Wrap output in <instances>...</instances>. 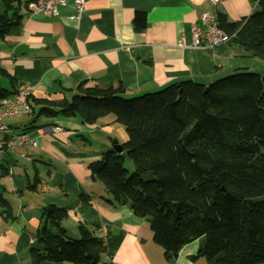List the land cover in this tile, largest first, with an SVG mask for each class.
<instances>
[{
	"label": "crops",
	"instance_id": "0c3cea01",
	"mask_svg": "<svg viewBox=\"0 0 264 264\" xmlns=\"http://www.w3.org/2000/svg\"><path fill=\"white\" fill-rule=\"evenodd\" d=\"M31 1L0 0V17L18 21L0 33V88L11 93L18 84L31 85L36 110L38 102H71L98 85L120 84L125 97L136 98L187 80L209 86L237 70L264 68V60L235 42L209 49H195L191 42L190 27L201 15L238 22L256 12V0H86L80 19L72 18L74 0L59 5L57 16L43 18L29 14L25 4ZM12 2L19 11L8 7ZM140 13L146 27L139 31L134 19ZM7 124L36 139L37 147L26 144L0 157V174L7 172L0 178V194L12 215L6 219L8 209L0 208V264H39L31 250L43 249L36 236L51 207L68 214L59 224H47L52 235H64V229L79 238L84 224L105 240L108 252L100 264H210L196 258L199 239L167 261L147 219L107 202L106 187L93 179L89 164L101 161L115 141L122 147L128 141L114 115L84 124L78 116L31 114Z\"/></svg>",
	"mask_w": 264,
	"mask_h": 264
},
{
	"label": "trees",
	"instance_id": "16d2710c",
	"mask_svg": "<svg viewBox=\"0 0 264 264\" xmlns=\"http://www.w3.org/2000/svg\"><path fill=\"white\" fill-rule=\"evenodd\" d=\"M256 2L248 18L230 23L220 15L217 21L231 42L264 60V0ZM7 5L19 11L20 5ZM134 20L139 31L145 29L142 13ZM17 23L0 17V33ZM14 92L0 88V99ZM124 93L120 84L88 87L71 102H38L32 114L78 116L84 124L114 115L128 133L124 151L105 152L89 164L90 172L105 185L108 203L150 222L167 261L199 239L196 258L210 264H264V72L241 69L209 86L187 80L136 98ZM126 157L132 172L124 167ZM80 197L89 203L90 197ZM0 208L12 218L2 194ZM46 211L36 236L43 249L31 250L39 264L101 263L108 250L94 229L81 224L77 239L52 235L47 224H59L68 214L55 207Z\"/></svg>",
	"mask_w": 264,
	"mask_h": 264
},
{
	"label": "built area",
	"instance_id": "2783aa9c",
	"mask_svg": "<svg viewBox=\"0 0 264 264\" xmlns=\"http://www.w3.org/2000/svg\"><path fill=\"white\" fill-rule=\"evenodd\" d=\"M86 0H74L73 6L77 10L74 19H80L84 13ZM66 6L67 0H34L29 4L31 14L40 16H57L58 6ZM191 42L193 48L208 49L230 42V37L219 27L216 18L209 13L201 15V20L190 27ZM181 45H184L182 42ZM34 93V87L27 84H18L11 97L0 99V157L8 152L22 149L26 144L31 148L37 147V140L30 139L26 134L16 132L15 128L7 124V121L24 115H31L32 108L30 97ZM23 158L29 160L28 156Z\"/></svg>",
	"mask_w": 264,
	"mask_h": 264
},
{
	"label": "water",
	"instance_id": "95a60500",
	"mask_svg": "<svg viewBox=\"0 0 264 264\" xmlns=\"http://www.w3.org/2000/svg\"><path fill=\"white\" fill-rule=\"evenodd\" d=\"M35 17H38V18H43V17H40V16H35ZM250 52V54H252V55H255V52H253V51H251V50H248V49H246L245 50V52ZM112 151H116L117 153H123V147L122 146H120V145H118L117 143H116V141L114 142V147H113V150ZM128 153L126 152V155H127ZM63 232H64V235H65V239H77L76 237H75V235H73L72 233H70V232H65V230L63 229Z\"/></svg>",
	"mask_w": 264,
	"mask_h": 264
},
{
	"label": "rangeland",
	"instance_id": "374dc122",
	"mask_svg": "<svg viewBox=\"0 0 264 264\" xmlns=\"http://www.w3.org/2000/svg\"><path fill=\"white\" fill-rule=\"evenodd\" d=\"M259 59V58H258ZM261 60H263V59H261ZM259 66L260 67H263L262 65H257V66H255V67H253L252 69H250V70H252V72H259V73H263L264 72V68H262L260 71L257 69V68H259ZM259 73H257V74H259ZM124 167L126 168V169H128L130 172H132V171H134L133 170V163H132V161H131V159L130 158H127L126 157V162H125V164H124Z\"/></svg>",
	"mask_w": 264,
	"mask_h": 264
},
{
	"label": "bare ground",
	"instance_id": "6f19581e",
	"mask_svg": "<svg viewBox=\"0 0 264 264\" xmlns=\"http://www.w3.org/2000/svg\"><path fill=\"white\" fill-rule=\"evenodd\" d=\"M29 6V5H28ZM27 9H28V7H27ZM28 12H29V10H28ZM29 14L32 16V15H34V14H31L30 12H29ZM34 16H40V15H34ZM40 17H43V16H40ZM214 48V47H213ZM209 49V48H208Z\"/></svg>",
	"mask_w": 264,
	"mask_h": 264
}]
</instances>
